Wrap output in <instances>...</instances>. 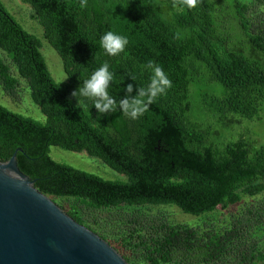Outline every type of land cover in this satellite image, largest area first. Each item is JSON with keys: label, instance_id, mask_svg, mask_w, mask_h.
Here are the masks:
<instances>
[{"label": "trees", "instance_id": "obj_1", "mask_svg": "<svg viewBox=\"0 0 264 264\" xmlns=\"http://www.w3.org/2000/svg\"><path fill=\"white\" fill-rule=\"evenodd\" d=\"M35 11L43 38L59 55L67 82L57 83L38 39L0 0V53L28 83L41 124L0 105V163L14 156L19 170L77 223L109 243L127 264H264V201H252L219 225L190 226L160 219L151 208L174 206L200 217L230 211L264 194V144L253 138L219 142L190 120L193 96L204 97L206 116L225 131L264 113V0H198L195 8L173 0H21ZM227 2L237 10L245 45L222 26ZM126 36L118 55L100 38ZM255 31V32H254ZM160 66L172 87L137 119L120 99L133 85L146 88ZM104 62L114 80L108 89L115 111L100 114L94 101L73 97ZM135 77V81L131 78ZM0 81L12 93L18 80L0 54ZM222 88V93L216 91ZM210 88L213 92H210ZM102 160L128 177L108 181L54 161L51 147ZM73 200L66 208L59 200Z\"/></svg>", "mask_w": 264, "mask_h": 264}, {"label": "water", "instance_id": "obj_2", "mask_svg": "<svg viewBox=\"0 0 264 264\" xmlns=\"http://www.w3.org/2000/svg\"><path fill=\"white\" fill-rule=\"evenodd\" d=\"M0 264H127L39 192L15 156L0 163Z\"/></svg>", "mask_w": 264, "mask_h": 264}, {"label": "rangeland", "instance_id": "obj_3", "mask_svg": "<svg viewBox=\"0 0 264 264\" xmlns=\"http://www.w3.org/2000/svg\"><path fill=\"white\" fill-rule=\"evenodd\" d=\"M1 1L3 2L10 15L13 16L15 20L27 32L34 35L40 42L41 52L45 58L46 64L52 75V78L57 83L67 82L68 79L64 72L61 59L57 52L53 49V47L43 38L42 28L35 17L34 9L30 5L24 4L21 0ZM222 5L223 6L220 11V18L222 20L223 28L227 30L234 29L236 35L244 44L246 38L244 36L243 31L239 29V25L237 23V10L231 7L227 2H223ZM258 19L261 20L263 19V17L261 16ZM258 19H254L255 25L253 29L256 31L257 28H260V31L264 33V22L260 23ZM0 54L4 60V63L10 68L11 76L18 80V84L16 85L12 93H8L7 91H5L2 81H0V105L6 107L14 113L29 117L41 124H45L46 117L43 115L40 108L33 102L28 83L19 78L12 62L7 57V55L5 53ZM210 92H213L212 88H210ZM216 92L218 94H221L222 88L218 87ZM191 94L194 100L192 106L193 111L192 113H190V120L194 123H199L200 125L204 126V128L208 127L210 133L209 137L211 139H214L217 136H214V134H216V132H219L221 136L218 137V141L221 143L226 142L228 140L237 139L239 137H250L257 141L259 144H264V113L261 114L262 121H244L242 125H237L232 130L225 131L222 128L216 126L214 122L206 116L207 112L203 104L204 97H197V88H191ZM50 156L54 161L58 163L66 164L75 169L96 175L103 180L117 181L123 183H127L129 181L126 175L112 170L106 164H104L102 160L90 157L85 152H71L53 146L50 148ZM59 201L62 202L65 206H67L66 208H68L73 203V200L60 199ZM252 201H264V194L255 199L245 198L244 202L241 205L230 209V211H223L219 209L215 213L203 215L200 217L185 214L179 208L174 206H162L158 208H151V212L156 213V215H158L160 219H163L166 222L182 223L188 224L190 226L207 227L210 224L212 226L219 225L222 221L229 218L231 213H236L239 210L244 209L245 206L249 205Z\"/></svg>", "mask_w": 264, "mask_h": 264}, {"label": "clouds", "instance_id": "obj_4", "mask_svg": "<svg viewBox=\"0 0 264 264\" xmlns=\"http://www.w3.org/2000/svg\"><path fill=\"white\" fill-rule=\"evenodd\" d=\"M198 0H173V6H186L195 8ZM88 0H80V8H86ZM129 41L126 36L108 31L100 38V45L105 53L110 56L123 52ZM151 69L153 75L146 88H138L133 96V85L126 87L127 95L120 99L119 107L122 113L132 119H137L148 111L150 105L162 94L172 87V82L160 66L149 61L146 65ZM135 81V77H131ZM114 80V73L110 71V65L104 62L82 84L74 90L71 95L87 97L94 101V107L102 115L115 111L117 101L109 95L108 89Z\"/></svg>", "mask_w": 264, "mask_h": 264}]
</instances>
